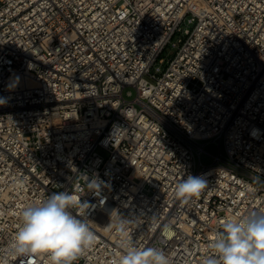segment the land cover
Here are the masks:
<instances>
[{"label": "built area", "instance_id": "1", "mask_svg": "<svg viewBox=\"0 0 264 264\" xmlns=\"http://www.w3.org/2000/svg\"><path fill=\"white\" fill-rule=\"evenodd\" d=\"M0 99V255L53 192L90 205L74 264H111L126 238L203 264L224 219L264 209V0H0ZM201 140L224 148L211 165ZM188 174L207 187L183 203Z\"/></svg>", "mask_w": 264, "mask_h": 264}, {"label": "clouds", "instance_id": "2", "mask_svg": "<svg viewBox=\"0 0 264 264\" xmlns=\"http://www.w3.org/2000/svg\"><path fill=\"white\" fill-rule=\"evenodd\" d=\"M206 187L204 175L188 174L177 184L175 195L188 203ZM88 188L100 189L99 180L88 181ZM89 207L87 202L78 201L66 191L53 192L47 198L27 204L19 214L20 222L12 240L0 255V264L22 257H46L49 264H74L96 242V235L85 219ZM129 223L127 218L119 219L116 231L126 237ZM220 228L222 231L208 242L212 255L203 264H264V209L226 218ZM119 243L123 251L111 264H171L162 249L139 248L130 238Z\"/></svg>", "mask_w": 264, "mask_h": 264}, {"label": "rangeland", "instance_id": "3", "mask_svg": "<svg viewBox=\"0 0 264 264\" xmlns=\"http://www.w3.org/2000/svg\"><path fill=\"white\" fill-rule=\"evenodd\" d=\"M192 23L191 22H185L183 23L181 26L183 28H191L192 27ZM177 38V37H176ZM176 38L173 39V41L176 40ZM175 47L172 46L171 44H168L164 50L162 51V53L160 54L161 57L164 58V62L161 64V67H164L167 64V59L170 58L171 56H173L174 52H175ZM130 90L131 93L128 94L127 91ZM136 91L133 87H127L124 89L123 91V95L125 98L127 99H131L135 96ZM200 144H204L203 149L204 152H201L200 154V161L203 165H211L214 163L215 159L213 157V155H217L219 152L224 153V148L221 145L220 147L217 145V143L212 142L211 140H201L198 141ZM98 152L100 154H102L103 156L106 155V152L99 149L98 148Z\"/></svg>", "mask_w": 264, "mask_h": 264}, {"label": "bare ground", "instance_id": "4", "mask_svg": "<svg viewBox=\"0 0 264 264\" xmlns=\"http://www.w3.org/2000/svg\"><path fill=\"white\" fill-rule=\"evenodd\" d=\"M11 79L15 80L16 78L13 77V78H11Z\"/></svg>", "mask_w": 264, "mask_h": 264}]
</instances>
